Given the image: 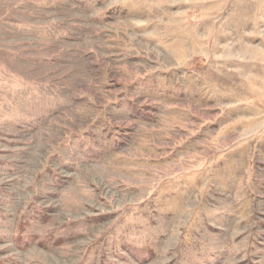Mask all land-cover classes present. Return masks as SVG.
Listing matches in <instances>:
<instances>
[{"label": "rangeland", "instance_id": "obj_1", "mask_svg": "<svg viewBox=\"0 0 264 264\" xmlns=\"http://www.w3.org/2000/svg\"><path fill=\"white\" fill-rule=\"evenodd\" d=\"M0 261L264 264V0H0Z\"/></svg>", "mask_w": 264, "mask_h": 264}, {"label": "trees", "instance_id": "obj_2", "mask_svg": "<svg viewBox=\"0 0 264 264\" xmlns=\"http://www.w3.org/2000/svg\"><path fill=\"white\" fill-rule=\"evenodd\" d=\"M0 264H5L3 261H0Z\"/></svg>", "mask_w": 264, "mask_h": 264}]
</instances>
